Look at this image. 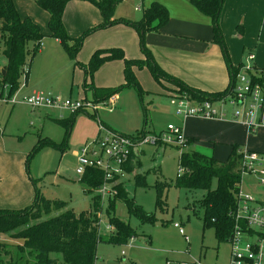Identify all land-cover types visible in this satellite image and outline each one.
Listing matches in <instances>:
<instances>
[{"label":"rangeland","instance_id":"obj_1","mask_svg":"<svg viewBox=\"0 0 264 264\" xmlns=\"http://www.w3.org/2000/svg\"><path fill=\"white\" fill-rule=\"evenodd\" d=\"M262 4H264V0L261 2ZM149 5L147 0H120L114 17L117 20L137 22V19H141L142 10ZM135 8H139V10ZM118 26L131 30L137 46L139 45L138 34L130 25L120 23L112 28L117 27L115 30L118 31ZM109 29L98 30L89 35L84 40L79 53L83 54L92 48L98 37L106 35ZM71 30L76 32V23L71 25ZM80 33L83 32H76L77 36ZM249 38L251 41L247 45L248 47L246 46L245 57L241 56V49L240 56L246 61L248 51H250L255 57L251 63L252 66L258 70H264V28L261 24L253 28ZM108 39L112 40L111 37ZM53 43L54 41L50 37H46L42 41V52L34 57L30 74L37 78H43L41 82L48 84L47 89L53 90L51 91L52 95L63 101L83 99L85 95L81 88L82 81L73 83L72 80V72L78 67L74 68V62L66 54L61 44L56 46L52 45ZM224 43L228 50V42L224 40ZM145 45L147 47L146 42ZM231 46L237 47L235 42H232ZM138 47L139 55L141 54V57L145 59L140 51V46ZM237 49L239 50V47ZM247 49L249 50L247 51ZM3 50L4 41L0 36V81L6 63ZM228 55L230 57L229 53ZM258 55L262 56V63L259 62ZM141 57L131 59H142ZM69 65L71 66L69 67ZM27 69L28 67L25 65L20 76L19 86L22 85L20 89L23 88V91H26L24 74ZM137 70L141 72L140 78L137 79L135 72L134 76L143 93L138 95V92L133 88L123 89L117 93L116 98L120 95L121 101L120 105L116 106V110H113L115 112L109 111V107L100 111L99 122L103 127L106 126L102 122L121 132H129L135 127H141L137 133L146 130L153 132L156 136L167 132L168 126L179 128L185 138L193 141V147L188 150L213 156L217 161H225L233 146H237L241 151L264 153V112L257 114L255 120L257 128L254 133L248 130L247 125L243 122L244 119L240 120L233 116V113L240 110V107H233L228 103L215 102L212 104V108L223 116L222 119L218 117L207 119L199 116L184 119L177 113V108L170 104V97L178 96L175 93V86L164 80L159 81L161 84L158 83L146 65ZM93 82L97 87L106 88V84L115 81L110 80L106 73L100 74L99 77L96 75ZM121 85L107 87L117 88ZM18 93L15 92L11 97L17 94L16 101L19 104L12 106L0 103V133H3L10 142L8 150L17 148L19 151L26 152L25 155L30 156L25 164V174L30 183L33 198L37 189L45 199L51 202H62L65 204V209H70L75 214L81 212L95 214L99 221V235L103 237H109L115 232L114 226L109 223L112 216L118 218L123 225L130 226L133 231L126 244L99 243L93 264L228 263L229 245L216 238L214 229H204L202 225L203 213L198 201L205 192L178 189L174 185L180 168L178 167L179 153L176 148L170 145L163 146L166 148L143 146L137 154L139 167L134 173L126 174L119 180L128 196L134 199L135 204L151 220L141 219V221L135 215H129L125 205L114 200L115 197L106 199L102 204L98 202V206H96V192H90L88 187L80 182V176L75 174V169L81 149L93 143L96 138L97 134L93 135V130L97 131L98 129L99 131L100 124L97 119L92 120L83 114H76L70 135L66 143L62 144L65 140V133L54 121L59 120L60 115L63 119L72 118V115L69 112L61 114L52 112L50 116L39 115L36 110L32 111L22 104V99L29 94L22 92L18 96ZM0 94L3 98H7L9 88L2 87L0 84ZM87 97L90 98V95ZM187 104L189 107L195 105L189 102ZM11 111L13 114L10 117ZM143 126L145 129H142ZM48 142L58 145V148L47 145ZM33 149L36 150L35 153H33ZM137 175H140L144 185L136 186L134 176ZM167 184L169 186L160 192L161 197L157 204L159 188L156 185L166 186ZM241 188L243 192H249L264 202V183H261L256 177L243 176ZM19 190L24 191V188H19ZM12 206H14V199L11 196L6 195L0 201L1 208ZM61 212L62 210L51 211L47 218ZM173 224L179 225L182 235ZM0 244L5 247V249H0V262L8 264L10 256L15 259L14 247L22 245V241L11 240L0 235ZM50 257L61 259V256L55 253H52ZM24 262L32 264L34 258L26 257L25 254L19 264Z\"/></svg>","mask_w":264,"mask_h":264},{"label":"trees","instance_id":"obj_2","mask_svg":"<svg viewBox=\"0 0 264 264\" xmlns=\"http://www.w3.org/2000/svg\"><path fill=\"white\" fill-rule=\"evenodd\" d=\"M36 6L48 14V34L41 32L39 26L28 18H21L15 8L13 0H0V36L4 41L3 55L6 59L4 75H1L0 84L9 88L11 97L19 89V78L23 67H29L31 60L39 53L42 41L46 37L56 39L60 42L69 58L76 66H79L85 75V80L93 78L94 74L106 63L122 61L124 64V83L117 88L97 89L84 82V88L92 91L95 99L93 103L107 101L110 97L123 89L133 88L141 95L142 89L136 80L133 68L142 69L146 65L154 79L160 83L164 80L174 85L178 96L186 98L191 103L220 102L231 92L241 65L233 67L230 62L227 48L224 43L220 27V16L225 0H189V3L197 11L208 17L211 21L213 43L219 46L229 75V84L222 92L208 93L190 87L182 80L165 72L154 60L151 52L146 47L144 39L146 34L158 32L169 20L168 10L158 3H152L142 12V17L137 22L117 20L114 17L115 9L120 0H32ZM71 1H84L95 7L102 22L84 31L77 37H71L63 25V13L66 5ZM130 25L138 34L140 51L145 56L141 60H127L121 49H101L95 51L86 65L76 62L84 40L94 32L110 28L116 24ZM29 58V59H28ZM28 61V64H27ZM26 74V73H25ZM256 74V75H255ZM26 76V75H25ZM253 82L261 85L264 89V70L254 69L251 75ZM161 84V83H160ZM1 95V94H0ZM2 96V95H1ZM171 98V97H170ZM66 120H55L54 122L64 129L66 143L71 128L75 121V115ZM149 134L145 130L141 131ZM189 145L192 140L187 139ZM47 145L58 148L53 142ZM237 146L232 147L225 161H217L213 156H206L196 151L187 150L179 154L178 167L184 170L174 180L178 189L188 191H203L205 194L198 201L202 209L203 228L214 229L215 236L219 241L227 240L230 236L233 221L230 213L235 207V196L240 182V154ZM36 150L33 149V153ZM30 156H27V161ZM125 172L130 174L132 166L129 162L125 166ZM102 172L87 170L80 177V182L85 184L89 191L102 183ZM135 184L144 185L140 175L134 176ZM33 185L35 182L32 180ZM214 183V185H213ZM169 186L156 185L159 195L156 203L159 204L160 192ZM117 195L114 200L122 202L129 215H135L140 220L148 221L151 218L144 214L134 199L129 197L122 184L117 186ZM98 198L95 204L98 206ZM56 216L47 218L51 211H60ZM141 220V221H142ZM109 223L115 228V232L109 237L99 235V221L95 214L81 212L75 214L70 209H65L62 202H51L35 191L33 202L19 210L0 208V234L11 240L22 241V245L14 247V258L10 256L8 264H19L26 257L34 258L32 264H93L96 248L99 243L126 244L132 235L130 226H125L115 216L110 217ZM134 234V233H133ZM3 247L0 244V249ZM8 253V252H7ZM52 253L61 256V259L51 258ZM14 259V260H13ZM27 261V260H26ZM0 264H3L0 262ZM23 264H26L25 262Z\"/></svg>","mask_w":264,"mask_h":264},{"label":"crops","instance_id":"obj_3","mask_svg":"<svg viewBox=\"0 0 264 264\" xmlns=\"http://www.w3.org/2000/svg\"><path fill=\"white\" fill-rule=\"evenodd\" d=\"M262 1L263 0H225L223 4L220 16V27L225 42H228L227 52L230 54L229 59L233 67H238L244 63L245 59L243 60L241 56L245 57L246 46L249 45L251 41L249 34L252 32L253 28L258 27L260 24L264 28V4L261 5ZM13 2L21 18H28L32 20L39 26L42 33L48 34L47 23L49 17L46 12L40 10L31 0H13ZM147 2L148 4L150 3V5L152 3L163 5L169 13V20L165 26H163L158 32L148 33L145 36L147 48L151 52V55L156 63L165 72L182 80L190 87L208 93L224 91L229 84V75L226 63L222 57L223 55L221 54L222 52L219 46L213 43V33L210 19L192 7L189 0H147ZM135 9L139 10V8ZM62 21L65 29L71 37H77L76 32H84L92 28L93 25L96 26L102 22L98 10L91 4L84 1L69 2L65 7ZM73 23H76L77 25L76 32L71 30V25H73ZM115 28H108V33L98 37L93 47L89 48V50L85 51L83 54L79 53L82 49L81 48L78 52L79 55L77 54L76 62L86 65L95 51L111 48L121 49L127 60H141L131 59L141 57V54L139 55V45L137 46L135 36L131 33L132 31L127 28H123L122 26H118V31H116ZM108 37H111L112 40H109ZM50 39L54 41L52 45L57 46L60 44L58 40L53 38ZM232 42H235L237 47L233 48L231 46ZM238 47L239 50L237 49ZM248 50L249 49H247V51ZM41 52L42 47L37 55ZM248 52L251 53L250 51ZM258 59L259 62L262 63V56L258 55ZM33 60L34 58L31 60L26 74H24V87L26 91H23V88L20 89L22 85L21 87L19 86V89L16 91L17 93L19 92L18 96L21 95L22 92L29 95L35 92L51 93L52 95L53 93L51 91L53 90L47 89L48 84L41 82L43 78H37L35 75L30 74ZM5 66L6 63L2 71H4ZM70 66L71 65H69V67ZM74 66V68L78 67L80 70L79 71L77 69L72 72V80L73 83H81L82 81L81 88L85 96L81 100L91 102L99 100L94 98L91 90L84 88L85 81L88 86L91 85L97 89H108L111 87L107 86L121 85L124 83V64L122 61H113L104 64L94 74L91 80L89 78L85 80L84 71L79 66H76L75 64ZM134 72L137 79L138 77L140 78L141 72L138 71L137 68H133V73ZM106 73L109 79L115 82H109L105 85L106 88L95 86L93 80L96 75L99 77L100 74ZM87 95H90V98H88ZM116 95L117 94L113 95L115 102L112 111L116 110L117 105H120L119 102L121 101V97L119 95V97L116 98ZM13 98L16 100L17 94L12 97H7L6 99L11 100ZM17 104H19V102ZM31 110H36L39 115L46 116H50L52 112H58L59 114L67 112L45 109H41L42 111H40V109ZM13 111L10 112V117L12 116ZM100 111L93 113L86 110L80 111L78 114H83L92 120H96L97 118V121H99ZM59 120L66 119H63L62 115H60ZM102 124L107 128L112 129L106 123L102 122ZM142 129H145L144 126ZM140 130L141 127H135L129 132H121L119 130L114 131L124 135H133ZM97 131L93 130V135L94 133L97 134L96 137L98 136ZM147 132L153 133L151 131ZM192 143L189 145L188 149L193 147ZM9 144L10 142L6 139L4 134L0 133V201H2L6 195L11 196L14 199V206L7 208L19 210L31 204V201H33L34 198L29 185L30 183L25 174V164L27 162V155H25L26 152L19 151L17 148L8 150L7 147ZM130 163L132 166V172L130 174H132L136 171V168L139 167V159L137 156H133V160ZM19 188H24V191H20ZM3 206L6 207L5 205ZM5 237L7 238V236Z\"/></svg>","mask_w":264,"mask_h":264},{"label":"built area","instance_id":"obj_4","mask_svg":"<svg viewBox=\"0 0 264 264\" xmlns=\"http://www.w3.org/2000/svg\"><path fill=\"white\" fill-rule=\"evenodd\" d=\"M255 57L249 53L246 61L236 75L231 92L219 104L228 103L240 110L233 113L237 119L243 120L250 132L256 131V116L258 112H264V89L254 83L251 75H254L255 67L252 62ZM256 75V74H255ZM0 102L17 104L13 99H6L0 95ZM22 104L31 109H45L67 111L74 114L79 111H98L108 108L112 111L114 105L113 96L101 103H93L87 100H62L51 93L35 92L22 99ZM189 101L184 97H171L170 104L177 108V113L185 118L203 117L207 119H222L217 111L212 108V103H194L189 107ZM191 103V102H189ZM97 119V118H96ZM99 122V121H98ZM98 136L94 142L83 147L77 160L75 174L82 177L87 170L102 172V183L95 188L96 197L102 204L106 199H113L117 195V186L121 184L120 178L126 175L125 166L137 156L143 146L163 147L170 145L181 154L188 150L189 142L182 134L181 129L172 126L167 127V132L158 136L154 133L136 135H124L103 127L99 122ZM240 154V182L235 196V207L230 216L233 221L232 230L227 240L229 256L227 264H264V202L258 200L251 193L242 191L243 176H254L264 183V153L239 151ZM184 170L179 168L178 175ZM182 235L178 224H173ZM192 264H200L193 262Z\"/></svg>","mask_w":264,"mask_h":264},{"label":"water","instance_id":"obj_5","mask_svg":"<svg viewBox=\"0 0 264 264\" xmlns=\"http://www.w3.org/2000/svg\"><path fill=\"white\" fill-rule=\"evenodd\" d=\"M2 75H4V71H2Z\"/></svg>","mask_w":264,"mask_h":264}]
</instances>
